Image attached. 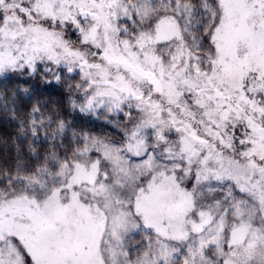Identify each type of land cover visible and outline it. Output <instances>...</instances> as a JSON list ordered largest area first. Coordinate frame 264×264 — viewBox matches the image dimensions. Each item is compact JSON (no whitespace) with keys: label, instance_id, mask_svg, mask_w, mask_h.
I'll return each instance as SVG.
<instances>
[{"label":"snow or ice","instance_id":"1","mask_svg":"<svg viewBox=\"0 0 264 264\" xmlns=\"http://www.w3.org/2000/svg\"><path fill=\"white\" fill-rule=\"evenodd\" d=\"M0 264H264V0H0Z\"/></svg>","mask_w":264,"mask_h":264},{"label":"trees","instance_id":"2","mask_svg":"<svg viewBox=\"0 0 264 264\" xmlns=\"http://www.w3.org/2000/svg\"><path fill=\"white\" fill-rule=\"evenodd\" d=\"M11 125L8 124V122L3 119L2 116H0V140H2L4 138V136L6 135V133H8L10 131ZM3 145L0 144V148H2Z\"/></svg>","mask_w":264,"mask_h":264}]
</instances>
